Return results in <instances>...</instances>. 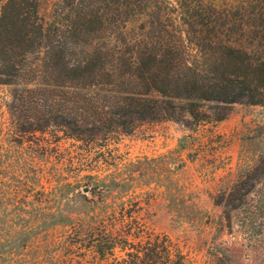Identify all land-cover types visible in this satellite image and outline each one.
<instances>
[{
  "label": "trees",
  "instance_id": "obj_1",
  "mask_svg": "<svg viewBox=\"0 0 264 264\" xmlns=\"http://www.w3.org/2000/svg\"><path fill=\"white\" fill-rule=\"evenodd\" d=\"M256 1L247 11L205 0H59L47 19L40 0H4L0 84L13 87L11 115L24 133L93 141L264 104V0ZM140 209L135 201L89 225L80 247L97 264H186L177 242L145 227Z\"/></svg>",
  "mask_w": 264,
  "mask_h": 264
},
{
  "label": "rangeland",
  "instance_id": "obj_2",
  "mask_svg": "<svg viewBox=\"0 0 264 264\" xmlns=\"http://www.w3.org/2000/svg\"><path fill=\"white\" fill-rule=\"evenodd\" d=\"M58 1L40 0L41 14L48 19ZM205 1L247 11L258 2ZM12 90L0 84V264H97L80 247L85 229L135 201L145 227L177 242L186 264H264V104L80 141L24 133L10 112Z\"/></svg>",
  "mask_w": 264,
  "mask_h": 264
}]
</instances>
